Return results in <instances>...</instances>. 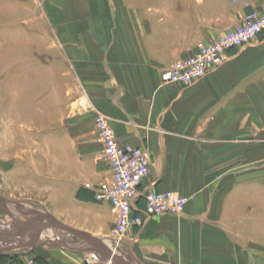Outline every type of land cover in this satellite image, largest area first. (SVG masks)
<instances>
[{
  "label": "crops",
  "instance_id": "0c3cea01",
  "mask_svg": "<svg viewBox=\"0 0 264 264\" xmlns=\"http://www.w3.org/2000/svg\"><path fill=\"white\" fill-rule=\"evenodd\" d=\"M41 1L47 55L23 90L30 106L19 107L29 126L48 129L45 170L55 183L45 186L65 221L112 239V207L93 194L109 168L93 113L78 105L86 97L119 143L147 148L140 189L188 197L181 213L152 217L133 240L129 231L122 254L137 264H264V33L189 86L160 80L197 40L264 0H194L205 4L201 34L178 21L181 0ZM63 252L48 264H77Z\"/></svg>",
  "mask_w": 264,
  "mask_h": 264
},
{
  "label": "rangeland",
  "instance_id": "374dc122",
  "mask_svg": "<svg viewBox=\"0 0 264 264\" xmlns=\"http://www.w3.org/2000/svg\"><path fill=\"white\" fill-rule=\"evenodd\" d=\"M192 3L194 0H181L174 6L178 8L177 19L190 34H201L203 31L201 28L207 18L203 13L206 12L205 4L199 3L194 6L195 3ZM44 4L46 3L41 0H0V235L2 238L5 232L13 227L12 222L16 223V229L21 231L36 225L48 216H54L77 229L75 223L65 221L64 215L59 212L61 209L58 211L56 208L57 195L55 197L53 194L49 195V191L46 190L45 185L55 183L52 180L48 181L45 170L48 129L41 124L36 128L31 127L30 116L21 117L23 113L20 107L30 106L29 101L32 97L30 94L23 96V90L30 87L32 75L37 72L36 67L42 66L41 61H45L47 55L42 52L48 42L45 31L47 20L43 13ZM42 115L40 119L45 121V115ZM32 135L40 138L38 142L32 140ZM89 234L111 245L115 252L119 251L110 238ZM96 248L100 246L54 225L42 229L39 236L34 239H18L13 243L0 240V264H48L47 257L61 253L63 250L76 258L77 264H82L85 259L90 264H117L111 257L94 250ZM121 256L135 264L125 254Z\"/></svg>",
  "mask_w": 264,
  "mask_h": 264
},
{
  "label": "built area",
  "instance_id": "2783aa9c",
  "mask_svg": "<svg viewBox=\"0 0 264 264\" xmlns=\"http://www.w3.org/2000/svg\"><path fill=\"white\" fill-rule=\"evenodd\" d=\"M248 5L247 0H231ZM264 33V5L246 12L223 33L209 39L197 40L191 54L177 59L160 73L162 83H180L189 86L216 70L237 51ZM78 105L93 113L95 126L102 143V153L109 168V177L93 188L96 201L108 202L114 213L112 243L118 247L127 240L128 232L136 238L143 225L152 217L162 214H179L188 197L170 190L140 189L152 163L144 145L122 144L117 141L107 116L88 98H79ZM143 199L144 207L137 202Z\"/></svg>",
  "mask_w": 264,
  "mask_h": 264
},
{
  "label": "water",
  "instance_id": "95a60500",
  "mask_svg": "<svg viewBox=\"0 0 264 264\" xmlns=\"http://www.w3.org/2000/svg\"><path fill=\"white\" fill-rule=\"evenodd\" d=\"M13 227L10 229V231H6L5 236L2 238L0 235V240L2 242H8V243H12L18 239L22 240V239H34L37 238L39 236V231L42 229L47 228L48 226H60L61 228L67 230L68 232L88 241L91 242L93 244H98V246H100V248H96L94 250H97L98 252L102 253L103 255L107 256V257H111L112 259H114L117 264H133L132 262H130L129 260L123 258L121 255H123L121 253V251H117L115 252L113 250V248L111 247V245L106 244L105 242L98 240L97 238L91 236L90 234L81 231L79 229L73 228L65 223H63L62 221H60L59 219H57L54 216H48L45 217V219L39 223H37L36 225L32 226V227H27L24 228L21 231H18L16 229V223L12 222ZM58 244H60V242H58ZM61 245V244H60ZM121 255H120V254ZM82 264H90L88 260H83ZM136 264V263H135Z\"/></svg>",
  "mask_w": 264,
  "mask_h": 264
},
{
  "label": "bare ground",
  "instance_id": "6f19581e",
  "mask_svg": "<svg viewBox=\"0 0 264 264\" xmlns=\"http://www.w3.org/2000/svg\"><path fill=\"white\" fill-rule=\"evenodd\" d=\"M40 231H41V230H40ZM40 231H39V232H40Z\"/></svg>",
  "mask_w": 264,
  "mask_h": 264
}]
</instances>
